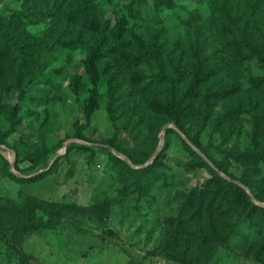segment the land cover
Segmentation results:
<instances>
[{
	"label": "rangeland",
	"instance_id": "obj_1",
	"mask_svg": "<svg viewBox=\"0 0 264 264\" xmlns=\"http://www.w3.org/2000/svg\"><path fill=\"white\" fill-rule=\"evenodd\" d=\"M26 4L40 13L23 25L14 15ZM4 25L33 50L24 63L0 59V264H20L1 236L19 244L26 264H264L263 217L252 206L263 205L249 195L264 203V91L250 84L264 75V7L252 15L245 0H0ZM195 62L210 72L209 88L236 87L206 115L196 105L183 116L188 133L249 191L208 181L191 150L200 154L175 130L168 101L179 99ZM13 153L20 170L10 168ZM112 155L137 170L157 163L127 170ZM52 163L38 180L11 174L27 178ZM195 187L212 200L210 221L182 213ZM53 202L68 204L54 227L22 228L46 221Z\"/></svg>",
	"mask_w": 264,
	"mask_h": 264
},
{
	"label": "trees",
	"instance_id": "obj_2",
	"mask_svg": "<svg viewBox=\"0 0 264 264\" xmlns=\"http://www.w3.org/2000/svg\"><path fill=\"white\" fill-rule=\"evenodd\" d=\"M45 2V4L48 5H55L59 4V1L68 2V0H40ZM79 2V1H76ZM246 3V11L248 13L255 15L259 13L263 7H264V0H245ZM80 6V5H79ZM40 11L36 9L31 4H26L22 9H20L18 12L15 13L14 17L19 21L22 22V24H29L36 20L38 17V14ZM91 23H93L91 21ZM94 24V23H93ZM92 27V26H91ZM94 28V27H92ZM124 28V23L122 18L117 19L115 22V25L113 27V34L117 37H120L122 35V31ZM23 31L17 30L16 26H10V25H4L0 26V59H3L6 56L12 55L16 60H18L20 63H24L29 56L32 55L33 46L32 43L26 38V36L23 34ZM238 33L240 35V42L242 44V47L250 50L252 48V43L250 42V34L244 30V28H238ZM31 60L32 57H30ZM211 76L210 72L206 69H203L200 62H195L193 74L191 77L190 82L183 88L179 99H171L168 101V107L171 114V119H173L174 125L198 148L197 139L196 137H190L187 129V123L186 120H183V116H190V114L195 113L196 111V105L200 106L204 112L205 115L212 111L213 105L227 96H229L231 93L235 91L234 87L235 83L231 82V86L233 87H216V88H209L208 82L210 81ZM250 84L253 89L255 90H261L264 91V75L257 76L253 79H251ZM9 87H12L9 86ZM97 100V93L96 91H93L91 94V100L88 106L92 105ZM153 107L156 108V104L153 105ZM17 105L13 108V114H12V120H11V126H14L17 118H16V111ZM256 108L254 106L251 107L250 112L254 116L255 115ZM238 113L236 109L229 110L230 116H234ZM256 125V121L253 123V126ZM84 140L92 141L89 138L82 137ZM183 143L190 149L187 142L183 139ZM108 147H112L120 152V150L112 145V143H109L107 145ZM68 148V146H67ZM67 150V149H66ZM191 150V149H190ZM191 152L198 158L200 163H202L204 166L208 168L210 173L212 174V178L208 181H215V182H222L226 185L240 189L241 188L234 182L230 181L227 178H223L218 174L213 167H211L201 155H198L195 151L191 150ZM202 153H204L211 161L212 163L221 171H224L223 168L205 151L202 150ZM114 163L119 166L118 168L127 169V170H136V171H145L150 170L153 168L157 161L155 158H153L149 163H147L145 166L140 168L139 170L131 168L125 161H123L121 158L112 155ZM129 160L133 163H136L139 161L136 158L129 157ZM140 162V161H139ZM54 166V163L50 165V167L43 171V172H37L32 173L31 175H28L27 178L18 177L15 176L13 173L12 176L15 180H38L49 174L52 170V167ZM14 167L17 170H20L21 168L18 166V163L14 162ZM30 174V173H28ZM153 175V174H152ZM230 178L238 179L233 177L232 175L228 174ZM240 180L243 184H245L248 188H250V185L246 182H244L242 179ZM251 192L255 198L261 199V195H256L254 191ZM207 194L205 193V190L203 187H195L192 189L190 195L187 197L186 202L183 206L182 213L183 215H186L189 213L190 218H195L196 220L203 221L205 218H208L209 221L211 220V216L213 213V206H212V200L206 199ZM68 204L65 202H53L52 208L48 210L49 217L46 221L40 222V223H33V225L30 226H23V229H30L31 227H37L42 226L45 228H52L55 226V221L53 219V216L56 212V209L59 207H65ZM212 206V207H211ZM258 212L262 214L263 217V225H264V206H258L256 204L252 205ZM1 238L5 239L8 245L11 247V249L16 253L18 256V260L20 264H26L27 262V255L23 251V249L19 246L18 243L1 236Z\"/></svg>",
	"mask_w": 264,
	"mask_h": 264
},
{
	"label": "water",
	"instance_id": "obj_3",
	"mask_svg": "<svg viewBox=\"0 0 264 264\" xmlns=\"http://www.w3.org/2000/svg\"><path fill=\"white\" fill-rule=\"evenodd\" d=\"M171 123H167V124H164L163 126H162V131H164L165 130V128L166 127H168L169 125H170ZM175 130H177L179 133H181L182 135H183V137L185 138V141L191 146V147H193L202 157H203V159L211 166V167H213L214 169H215V171L218 173V174H220V175H222V176H224L225 178H227V179H229L230 181H232V182H234V183H236L237 185H239V186H241V187H243L245 190H247V191H249V188L245 185V184H243L240 180H238V179H234V178H230V177H228V176H225L224 174H223V172L220 170V169H218L213 163H212V161L204 154V153H202L177 127H175ZM160 138H162V137H160ZM64 150H65V146H64V148L61 150V151H57V153L51 158V160H50V163L52 162V160H54V158L58 155V154H61L62 152H64ZM157 153V148L153 151V155H152V157L155 155ZM121 158H123L125 161H127L128 163H130L131 164V162H130V160L124 155V154H120L119 155ZM152 157H151V160H152ZM14 158H15V155H14V153L13 154H11V161H10V168L11 169H13L14 168ZM150 160V161H151ZM150 161H147V162H145V163H143L144 165H146L147 163H149ZM49 163V164H50ZM13 171V170H12ZM40 170H38V171H36V173L37 172H39ZM249 195H250V198H251V200L252 201H254V202H256V203H259V204H261V205H263L264 206V203H260V202H257L256 200H255V198H254V196H253V194L249 191Z\"/></svg>",
	"mask_w": 264,
	"mask_h": 264
}]
</instances>
